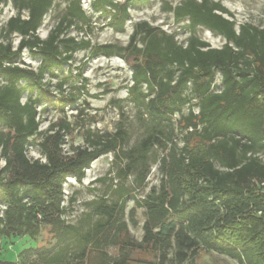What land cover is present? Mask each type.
<instances>
[{
  "label": "trees",
  "instance_id": "16d2710c",
  "mask_svg": "<svg viewBox=\"0 0 264 264\" xmlns=\"http://www.w3.org/2000/svg\"><path fill=\"white\" fill-rule=\"evenodd\" d=\"M67 1L62 18L45 39L37 31L53 0H10L17 14L2 28L7 38L17 34L20 40L16 47L0 41V127L7 130L5 134L0 131V238L35 239L43 228H49L56 244L80 239L79 230L63 219L64 183L68 178L81 182L95 160L116 153L127 142L125 129L118 126L113 134L92 138L88 133L87 146L65 154L62 146L69 124L59 121L38 144L44 160L27 157L29 140L40 126L37 108L49 92L46 77L57 78L66 67L67 76L58 83L60 95L54 104L61 112L75 106L84 85L76 88L77 94L65 93L64 86L71 78L84 81L80 68L71 76L72 60L75 53L89 51V58H121L131 70L128 99L150 116L169 122L165 141L149 134L127 152L131 162L120 170L127 177L139 163L144 165L154 146L165 153L159 162L164 177L142 201L141 240L118 241L127 231L124 199L119 204L97 205L96 213L107 221L83 238L98 253L95 264H109L103 253L107 246L124 252L113 264H129L133 252L140 251L151 253L156 264L169 260L197 264L202 251L243 264H264V163L257 157L264 151V30L248 24L236 29L219 1L184 0L168 7L174 20H187L192 32L202 27L222 37L221 48H212L193 35L185 44L179 43L174 34L145 21L133 26L124 47L91 46L88 40L65 35L78 23L88 24L80 0ZM148 3L91 0L90 9L108 18L107 25L115 32L123 33L129 9ZM24 50L39 60L36 70L19 62ZM216 74L219 85L214 82ZM176 114H180L178 127L184 132L181 147L174 141L171 123ZM146 174V170L139 174V186ZM133 212L128 214L135 224ZM27 252L39 254L43 260L26 264H87L90 253L83 247L70 260L66 253Z\"/></svg>",
  "mask_w": 264,
  "mask_h": 264
},
{
  "label": "rangeland",
  "instance_id": "374dc122",
  "mask_svg": "<svg viewBox=\"0 0 264 264\" xmlns=\"http://www.w3.org/2000/svg\"><path fill=\"white\" fill-rule=\"evenodd\" d=\"M91 0H80L88 24L78 23L65 35L77 39L88 40L91 46L95 45H116L124 47L127 45L133 26L139 22H147L150 26L159 28L168 34H174L179 43L185 44L186 39L193 35L201 41L209 43L212 48H221L225 40L207 29L197 27L193 32L187 27V20L176 22L168 7H175L184 0H149L147 5L140 9H129L130 18L126 22L124 32H115L110 28L108 18L92 12L90 9ZM122 3L123 0H115ZM199 1V0H197ZM219 1L230 13V19L235 22V28L239 25L248 24L264 30V0H211ZM68 5L67 0H53V6L44 17L42 25L37 31L41 39H45L48 33L58 24ZM17 14L10 0L0 4V41H10L16 47L20 36L12 34L6 37L2 32L6 21ZM26 15L25 12L22 13ZM25 67L36 70L39 60L29 55L24 50L19 61ZM81 69V76L84 79L74 78L64 86L65 93L77 94L76 88L84 85V92L80 94V100L73 107H66L64 112L56 108L55 97L60 95L58 83L67 76V68L57 78L48 79L45 82L49 85L48 96L38 108V119L40 126L38 133L30 138L26 154L31 160H44V156L38 146L46 135L52 133V127L59 122L65 121L69 124V132L65 137V144L62 150L65 154H71L76 147H85L87 134L92 138L113 134L118 126H122L127 133L126 144L116 153H109L99 157L86 170L85 178L77 182L74 178H68L64 183V208L63 219L65 223L76 227L79 230L80 239H71L67 243L56 244L53 234L49 228H43L40 235L35 239L23 238H0V261H11L25 264L32 260L41 262L43 257L26 251L47 250L51 255L66 253L70 260L84 247L90 252L87 264H95L98 253L91 250L90 244H86L84 237L96 225L104 224L107 219L96 213V206L103 203L111 205L119 204L125 200L123 221L126 223V234H121L118 241L129 239L132 242H139L142 238V225L145 221V209L142 201L149 193L152 186H158L164 177L160 171V160L164 156L161 148L154 146L148 153L144 165L140 163L136 168L123 177L121 169L131 162L127 152L138 146L140 141L153 134L162 140H166V133L169 129V122L165 118L150 116L142 108L135 106L127 97V88L131 84V70L128 65L118 56H98L89 58V51H79L74 54L72 60L71 76L75 77L76 69ZM214 82L220 83V76L216 74ZM1 84V80H0ZM25 94L22 101L25 100ZM34 97V96H32ZM196 111V108H194ZM187 113V106L183 107L181 114ZM180 114L171 118L175 131L174 141L179 147L182 146L184 132L178 127ZM2 133L5 128L0 127ZM257 157L264 163V151L257 154ZM3 166V157L0 150V168ZM147 171L142 185H138L139 174ZM133 210L132 223L129 212ZM129 248V247H128ZM131 249V248H129ZM25 253V254H24ZM103 253L108 257L109 264H113L123 257L124 252L116 246H107ZM171 259V253L168 256ZM129 264H156V258L149 252H133ZM166 264H173L169 260ZM185 264V263H184ZM197 264H243L236 259H231L212 251H202Z\"/></svg>",
  "mask_w": 264,
  "mask_h": 264
},
{
  "label": "built area",
  "instance_id": "2783aa9c",
  "mask_svg": "<svg viewBox=\"0 0 264 264\" xmlns=\"http://www.w3.org/2000/svg\"><path fill=\"white\" fill-rule=\"evenodd\" d=\"M174 116H176V115H174Z\"/></svg>",
  "mask_w": 264,
  "mask_h": 264
}]
</instances>
